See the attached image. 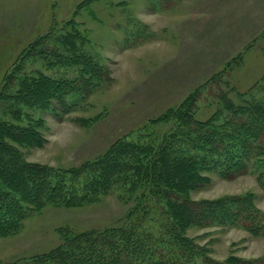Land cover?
Segmentation results:
<instances>
[{"label":"rangeland","instance_id":"rangeland-1","mask_svg":"<svg viewBox=\"0 0 264 264\" xmlns=\"http://www.w3.org/2000/svg\"><path fill=\"white\" fill-rule=\"evenodd\" d=\"M92 65L104 69L101 80L82 74ZM40 75L72 81L74 91L45 110L16 101L20 83ZM193 94L196 119L219 112L215 124L228 116L222 94L235 106L264 103V0H0V121L42 120L45 128L41 147H17L26 162L73 169L118 140L149 146L173 134L176 141L171 114ZM210 178L194 201L250 193L264 216L255 176ZM126 193L118 187L90 204L32 213L19 233L0 236V264L47 253L61 243L60 230L132 228L146 243L145 234L158 238L163 215L154 196L146 191L136 202ZM188 235L215 262L232 255L264 264L262 236L217 227Z\"/></svg>","mask_w":264,"mask_h":264},{"label":"trees","instance_id":"trees-1","mask_svg":"<svg viewBox=\"0 0 264 264\" xmlns=\"http://www.w3.org/2000/svg\"><path fill=\"white\" fill-rule=\"evenodd\" d=\"M102 73L98 65L82 72L98 80ZM73 86L72 81H52L40 75L22 81L15 100L45 110L52 101L62 102ZM196 96L186 97L171 114L180 132L176 141L173 134L149 146L118 140L102 157L73 169L22 159L17 147L45 143L42 120H29L24 127L0 121V236L19 233L23 222L42 208L80 207L113 194L118 187L126 188L127 201L145 199L143 192H150L163 215L159 237L145 234L147 243L132 228L80 234L60 230L62 241L52 250L4 264H261L232 255L215 262L188 231L240 228L264 237V216L252 194L191 198L210 184L212 174L223 180L252 175L264 186V103L245 101L235 106L222 94L228 116L215 124L219 112L205 121L196 119ZM138 192H142L139 198Z\"/></svg>","mask_w":264,"mask_h":264}]
</instances>
